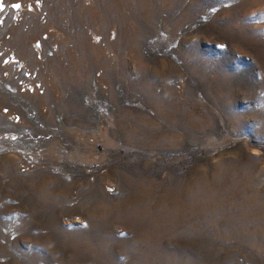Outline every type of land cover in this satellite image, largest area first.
I'll use <instances>...</instances> for the list:
<instances>
[{
  "label": "rangeland",
  "instance_id": "1",
  "mask_svg": "<svg viewBox=\"0 0 264 264\" xmlns=\"http://www.w3.org/2000/svg\"><path fill=\"white\" fill-rule=\"evenodd\" d=\"M0 264H264V0H2Z\"/></svg>",
  "mask_w": 264,
  "mask_h": 264
},
{
  "label": "snow or ice",
  "instance_id": "2",
  "mask_svg": "<svg viewBox=\"0 0 264 264\" xmlns=\"http://www.w3.org/2000/svg\"><path fill=\"white\" fill-rule=\"evenodd\" d=\"M21 5L20 4H14L13 7L15 8H19ZM0 7H2V0H0ZM121 235H124L123 233H121Z\"/></svg>",
  "mask_w": 264,
  "mask_h": 264
}]
</instances>
